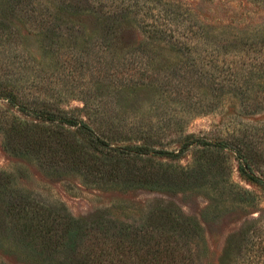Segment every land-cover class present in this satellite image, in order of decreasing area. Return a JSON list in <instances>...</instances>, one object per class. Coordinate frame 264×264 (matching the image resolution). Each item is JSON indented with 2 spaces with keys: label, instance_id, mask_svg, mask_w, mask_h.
<instances>
[{
  "label": "rangeland",
  "instance_id": "374dc122",
  "mask_svg": "<svg viewBox=\"0 0 264 264\" xmlns=\"http://www.w3.org/2000/svg\"><path fill=\"white\" fill-rule=\"evenodd\" d=\"M48 1L33 0L31 7L38 14ZM141 1L144 9L139 4L121 18L117 28L126 31L108 40L111 55L105 59L98 52L104 43L99 14H59L57 36L46 39L24 18L23 6L0 0V91L47 97L114 148L180 152L194 142L176 159L154 153L120 157L111 164L128 175L101 181L59 169L52 163L58 125L0 99V264L48 261L38 243L23 238V216L10 210L27 196L46 207L61 205L76 219L105 211L118 222L168 236L170 264H264V190L238 171L243 148L254 174L264 178V111L249 114L237 97L219 95L198 64L217 53L264 57V0ZM155 3L166 11L172 42L156 38L145 55L138 52L149 41L145 26L152 20L145 10ZM187 26L201 36V57L179 46ZM256 78L249 88L264 96V81ZM112 123L119 136H112ZM20 134L47 146H20ZM218 142L226 143L223 151L205 144ZM243 189L250 199L236 198Z\"/></svg>",
  "mask_w": 264,
  "mask_h": 264
},
{
  "label": "trees",
  "instance_id": "16d2710c",
  "mask_svg": "<svg viewBox=\"0 0 264 264\" xmlns=\"http://www.w3.org/2000/svg\"><path fill=\"white\" fill-rule=\"evenodd\" d=\"M32 1L15 0L14 4L15 6L21 5V8L23 6L24 18L32 27L41 28V33L46 39L57 36L55 31L60 28L59 14H68L71 17L86 13L99 14V19L104 21L100 38L104 43H101L103 45H100L98 52L105 59L109 58L107 55H111L109 49L111 43H107L108 40L113 41L119 32L122 33L123 29L117 28L121 24V18L123 22L124 14L132 13L134 6L141 4L144 9L145 5V2L141 0L140 2L139 0H49L50 5L45 4L43 11L37 14L31 7ZM155 4L158 7L145 10L146 15L150 14L149 18L152 20L147 24L148 26L146 25L147 27L145 26L146 39L149 41L138 48V52L145 55H148V47L156 38L163 39V41L169 38L171 41H167L172 42L168 35L171 29H168L170 25L167 22L166 11L159 4ZM125 31L123 30L124 33ZM195 32L192 27L184 28V41H180L179 46L184 48V52L197 58L201 57L206 50L203 47L204 43L201 42V36H197ZM63 36L64 34L61 35ZM217 54L216 57L198 63L201 65V76L210 82L219 95L237 97L243 109L249 114L264 111V96L259 92H252L249 88V82L254 76L264 81V57L256 56L250 59L235 52V54L220 58L219 53ZM147 78L150 76L148 75ZM2 98L18 107L25 115H34L52 125H58L57 127L60 128L59 151L56 161L52 163L57 164L59 169L71 170L84 176L94 174L93 176L101 181L109 179L121 181L128 175L127 171H123L121 167L111 164L120 157L134 155V153L138 155L154 153L169 159H176L183 153L184 148L194 143L191 141L184 144L180 152L157 151L143 146L118 149L97 135L83 120L72 116L61 107L50 105L47 97L25 95L18 98L12 91L4 88L0 91V99ZM31 104L40 106V109L30 110ZM115 124L110 125V128L112 127L115 131L112 136H119L116 131L118 126ZM133 132L145 133L144 130L136 131V128ZM19 136H21L18 142L20 146L27 145L32 148L36 147V149L47 146L46 141L33 143L28 135L22 137L23 135L20 134ZM205 144L219 152L226 148L225 142ZM88 148L92 152L88 151ZM242 150L243 148L238 149L240 177L264 190V178H259L254 174L249 157ZM95 153L105 156L103 155L101 159ZM46 165L50 166L49 160L46 161ZM147 174L153 176L152 173ZM2 177L1 175L0 180L3 179ZM242 192L237 190L234 195L239 199L246 197L250 199L252 196L244 189ZM19 204L21 203H15L10 210L13 215L23 216L21 219H25L23 238L31 243L39 244L44 255L48 256L45 264H170L171 238L157 237L149 233L145 223L146 230H142L128 223L108 218L109 215L105 211L88 219H76L67 215L66 209L61 205L46 207L29 196L24 198L23 205ZM169 213L174 215L175 211H169ZM186 221L194 224L193 220L187 219Z\"/></svg>",
  "mask_w": 264,
  "mask_h": 264
}]
</instances>
